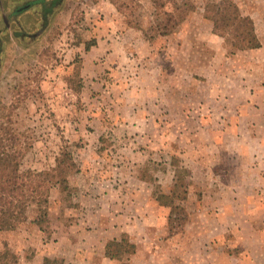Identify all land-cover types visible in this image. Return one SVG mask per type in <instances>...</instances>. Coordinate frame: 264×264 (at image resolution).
I'll return each mask as SVG.
<instances>
[{
	"label": "rangeland",
	"instance_id": "1",
	"mask_svg": "<svg viewBox=\"0 0 264 264\" xmlns=\"http://www.w3.org/2000/svg\"><path fill=\"white\" fill-rule=\"evenodd\" d=\"M38 1L0 0V124L30 184L0 264H264V0H235L246 50L217 0Z\"/></svg>",
	"mask_w": 264,
	"mask_h": 264
},
{
	"label": "trees",
	"instance_id": "2",
	"mask_svg": "<svg viewBox=\"0 0 264 264\" xmlns=\"http://www.w3.org/2000/svg\"><path fill=\"white\" fill-rule=\"evenodd\" d=\"M162 1L164 0H155L156 4ZM38 2L45 7V0H39ZM121 7L120 3L117 6L118 10ZM206 8L212 12L215 26L227 31L231 45L240 50H246L260 45L256 35L254 19L250 15H244L235 0H217L214 4ZM92 45L89 43L86 49H90ZM19 141L18 135L9 126V122L0 124V201H5L7 204V209L6 207L0 208L1 214H4L7 210L24 213L29 206L28 191L30 184L27 172L25 173L21 170L23 154L17 148ZM178 181L176 180L175 182V190L172 193V198L177 196L178 188L182 187V184H179ZM35 186L37 185L35 184ZM158 199L159 202L163 203L162 198ZM13 211L8 219H3L0 222V229L7 226L13 227L10 220L15 217Z\"/></svg>",
	"mask_w": 264,
	"mask_h": 264
},
{
	"label": "crops",
	"instance_id": "3",
	"mask_svg": "<svg viewBox=\"0 0 264 264\" xmlns=\"http://www.w3.org/2000/svg\"><path fill=\"white\" fill-rule=\"evenodd\" d=\"M32 1V0H31ZM41 2V1H40ZM36 3H33V6L35 5ZM113 5V4H112ZM36 6V5H35ZM38 6V5H37ZM39 6H41V8H43L44 7V5H42V4H40L39 3ZM113 7H114V10H117L118 11V8H117V6H115V5H113ZM101 35V34H100ZM106 35H108V34H106ZM116 36V33L115 32H113V35L111 34V35H109L108 37L109 38H111L112 40H113V38L112 37H115ZM96 37H98V36H96ZM100 37V36H99ZM103 38H98V39H96V41H97V43L99 44L100 43V41H103L104 42V40H102ZM96 45V44H95ZM96 46H98V45H96ZM91 48H93V45L90 47V49H87V51H90L91 50ZM112 55V53H109V56H111Z\"/></svg>",
	"mask_w": 264,
	"mask_h": 264
}]
</instances>
